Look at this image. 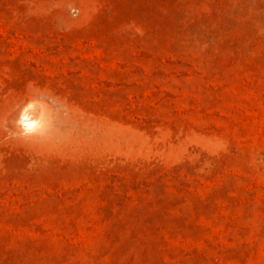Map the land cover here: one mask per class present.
<instances>
[{
	"label": "rangeland",
	"instance_id": "obj_1",
	"mask_svg": "<svg viewBox=\"0 0 264 264\" xmlns=\"http://www.w3.org/2000/svg\"><path fill=\"white\" fill-rule=\"evenodd\" d=\"M0 264H264V0H0Z\"/></svg>",
	"mask_w": 264,
	"mask_h": 264
},
{
	"label": "bare ground",
	"instance_id": "obj_2",
	"mask_svg": "<svg viewBox=\"0 0 264 264\" xmlns=\"http://www.w3.org/2000/svg\"><path fill=\"white\" fill-rule=\"evenodd\" d=\"M42 95L43 94L40 92H35L34 95L29 96V99H38V97L42 96ZM49 97H51V96H49ZM35 106H36L35 107L36 110L30 109L29 111H26V113L24 114V117L26 118L24 121V124H25V126L28 125L27 128H33V127L35 128L40 123V120H42V118H40V106L39 105H35ZM68 129L66 128L64 131L66 132V130H68Z\"/></svg>",
	"mask_w": 264,
	"mask_h": 264
},
{
	"label": "snow or ice",
	"instance_id": "obj_3",
	"mask_svg": "<svg viewBox=\"0 0 264 264\" xmlns=\"http://www.w3.org/2000/svg\"><path fill=\"white\" fill-rule=\"evenodd\" d=\"M26 119V118H25Z\"/></svg>",
	"mask_w": 264,
	"mask_h": 264
}]
</instances>
